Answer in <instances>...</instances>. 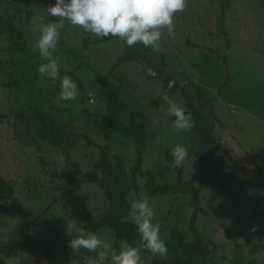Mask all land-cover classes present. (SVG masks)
Masks as SVG:
<instances>
[{
    "label": "rangeland",
    "instance_id": "rangeland-1",
    "mask_svg": "<svg viewBox=\"0 0 264 264\" xmlns=\"http://www.w3.org/2000/svg\"><path fill=\"white\" fill-rule=\"evenodd\" d=\"M223 4L227 36L220 28ZM46 9L47 0H0V17L13 19L23 33L16 41L0 35V176L13 185L23 204L32 223V237L50 244L55 256L61 255L70 240L66 223L71 218L85 225L109 210L110 201L98 185L70 183L71 177L77 178L75 164L84 174L94 170L103 147L109 149L112 166L117 165V157L124 159L127 172L135 164V139L114 131L105 119L110 96L127 104L120 115L122 121L128 122L136 112L148 117L150 139L143 171L154 172L158 185L175 183L177 169L166 151L180 144L188 151L182 177L187 184L198 169L196 154L202 141L195 132L173 133L174 118L165 115L168 100L188 112L181 95L185 89L206 119H219L209 150V172L213 178L223 177L234 197L226 195L223 187L210 190L199 181L195 182L199 206L191 203L192 193L150 197L146 178L140 177L139 190L133 193L137 199L150 200L153 223H159L160 237L168 248L166 257L142 249L140 264H159L167 257L185 259L172 231L178 227L187 241H196L189 227L196 208L200 209L196 225L203 239L200 264H264V217H257L259 190L251 179L252 171L264 162V0H187L185 10L174 17L175 35L169 37L165 31L161 50L150 48L146 59L154 69L179 82L175 94H164V83L150 78L139 60L126 62L111 74L124 54V43L114 39L85 46L84 32L65 21L53 55L59 69L75 74L84 86L80 89L72 78L79 93L75 101L68 102L58 101L60 80L42 79L37 71L41 58L34 48L31 20L44 16L52 22ZM202 97L211 100L210 104L201 103ZM39 113L61 119L74 145L53 146L36 136L38 147L29 142L18 116L32 118ZM232 174L249 182L241 184ZM260 194L264 211V189ZM22 225L10 202L0 199V264H46L39 247L26 245ZM97 234L112 238L119 248L113 229L107 227ZM95 255L70 248L68 264H86Z\"/></svg>",
    "mask_w": 264,
    "mask_h": 264
},
{
    "label": "trees",
    "instance_id": "trees-1",
    "mask_svg": "<svg viewBox=\"0 0 264 264\" xmlns=\"http://www.w3.org/2000/svg\"><path fill=\"white\" fill-rule=\"evenodd\" d=\"M52 0H47V8L52 5ZM222 17L220 21V28L222 33L227 36V23H226V10L225 4L222 5ZM52 22L58 21L57 17L50 16ZM22 33V32H21ZM14 25L13 19L0 17V35L7 34L11 40H17L22 35ZM23 34V33H22ZM85 34L84 45L89 46L91 44H99L118 38L107 37L92 39ZM124 54L115 62L110 73L113 74L120 66L126 62L138 60L139 58L144 59L147 62V57L151 54L150 48H145L142 44L137 43L134 46H127L124 44ZM231 43L227 42V49H230ZM226 62V56H224ZM62 74H66L79 84L80 89H84V86L79 78H76L75 74L68 73L64 70H60ZM181 95L184 98L188 112L191 113L194 124L189 130L190 132L197 133L202 141L201 147L196 154L199 161L198 169L193 173L189 182L186 184L182 177L184 174V165L181 168H177L178 180L173 184L158 185L156 182V175L152 171H143L144 153L146 151L147 142L150 139V133L148 132V117L141 112L132 113L128 122H124L120 119V115L125 111L127 104L124 100L117 96H110L107 105L106 121L111 129L116 132L124 133L131 136L136 141V159L135 164L131 167L130 171L127 172L124 169L125 161L122 157L116 158V166L110 164L109 149L106 147L102 148V153L99 162L96 164L95 169L83 173L78 166H76V177L69 179L72 184L88 183L96 184L103 191L107 199L110 201L109 210L99 219L94 222H90L84 225V227L92 232L98 233L104 228H111L114 230L117 242L121 240L127 241L130 245H135L136 242H140L139 234L136 231L135 226L125 218L128 217L129 213V193L137 192L139 190V178H146V189L148 195L153 197L158 194L167 193H192L193 198L191 203L195 206L200 204V191L195 185L196 181H199L206 188L214 190L218 187L224 188V193L228 196L234 197L232 192L227 188L224 178L219 176L213 178L209 172V150L214 144V131L215 124L219 122L218 117H214L213 122L206 119L199 110V107L195 105L193 97L182 89ZM203 98V97H202ZM211 100L202 99L201 103L208 105ZM18 121L23 126V133L28 136L29 142L34 146L38 147L37 140H42L53 146H73L71 137L67 134L65 124L59 118L51 119L42 113L32 118H25L23 115L18 116ZM37 137V140L35 139ZM171 149L166 151V156L169 160L173 161L171 156ZM68 156V155H67ZM103 173V176L100 175ZM233 178L240 181L241 184H246L249 179H244L238 175L232 174ZM251 179L256 182L259 193L256 199V214L259 219L264 217L263 205L260 190L264 189V162L262 165L257 166L252 171ZM0 199L8 200L12 207L18 212L19 216L23 220L22 232L25 237V243L28 246L39 247L45 258L46 264H68L70 261V247L68 242L63 247L61 255L55 256L52 252L50 244L44 241H37L32 237V223L29 219L28 214L25 212V208L21 201L16 197L15 189L6 179L0 176ZM200 209L196 208L192 220L190 222V230L195 234L196 241H187L185 235L178 228L175 227L172 231V238L177 243L181 250L182 256L185 259L177 257H167L159 264H200L198 255L203 249V239L200 231L197 228V216ZM202 264H208V261H204Z\"/></svg>",
    "mask_w": 264,
    "mask_h": 264
},
{
    "label": "clouds",
    "instance_id": "clouds-1",
    "mask_svg": "<svg viewBox=\"0 0 264 264\" xmlns=\"http://www.w3.org/2000/svg\"><path fill=\"white\" fill-rule=\"evenodd\" d=\"M187 7V0H55L46 11L49 16L59 17L55 22H46L44 16L31 20V33L34 35V48L38 49L41 62L37 67L40 78L60 80L58 101H75L79 88L68 75L60 76L55 52L64 29V22L79 27L93 38H118L127 46L137 43L159 52L166 31L169 37L175 35L174 17ZM165 115L174 118L171 123L173 133L181 134L193 127L191 113L173 100ZM173 165L183 167L188 158L187 148L176 144L171 148ZM130 219L139 234L140 244L133 247L127 241H120L115 247L112 238L102 237L87 230L82 222L71 218L66 223V235L70 237L69 247L73 250L86 249L95 253L86 264H140L141 250L153 255L166 257L168 248L160 237L159 223H153L154 209L147 197L137 199L129 193ZM255 230V229H253Z\"/></svg>",
    "mask_w": 264,
    "mask_h": 264
},
{
    "label": "water",
    "instance_id": "water-1",
    "mask_svg": "<svg viewBox=\"0 0 264 264\" xmlns=\"http://www.w3.org/2000/svg\"><path fill=\"white\" fill-rule=\"evenodd\" d=\"M138 60L146 67L147 75L150 78H157L164 83V87H163L164 94H175L176 92H178L181 86L176 79H174L164 71L154 69L144 59L139 58ZM87 115H89L88 112Z\"/></svg>",
    "mask_w": 264,
    "mask_h": 264
}]
</instances>
